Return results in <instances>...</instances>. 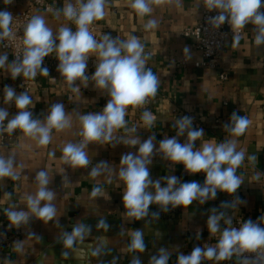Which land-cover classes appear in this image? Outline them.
I'll list each match as a JSON object with an SVG mask.
<instances>
[{
  "label": "crops",
  "instance_id": "obj_1",
  "mask_svg": "<svg viewBox=\"0 0 264 264\" xmlns=\"http://www.w3.org/2000/svg\"><path fill=\"white\" fill-rule=\"evenodd\" d=\"M29 1L0 0V11L20 12ZM48 2L50 11L37 8L34 17H43L53 35L62 27L71 29L63 9L69 3L79 4V0ZM130 4L131 0H105L103 19L92 22L100 29L97 42L105 35L118 42L135 36L144 47L145 70L150 69L159 83L155 96L147 97L140 105L127 106L125 126L114 129L110 140H85L82 135L81 117L103 113L111 99L109 90L99 88L93 79L97 68L85 71L87 79L78 78L70 86L58 70L60 62L54 61V49L43 59L42 67L48 69V75L38 71L30 79L29 89L24 90L22 81L26 77L21 74L13 79L15 61L9 51L0 48V56H7L0 67V109L8 112L0 124V142L4 141L0 143V158L12 160L17 177H0V264H133L137 258L141 264H151L152 257L159 258L161 249L168 254L167 264H178L180 254L189 255L196 247H216L223 231L230 229L231 223L226 221L240 217L264 228V43H255L258 26L249 22L241 28L238 42L227 40L216 68L197 67L195 63L204 60L193 39L183 36L182 31L199 21L206 0H148L151 12L144 16ZM149 21H155V27L146 30ZM222 73L225 79L220 78ZM6 87L17 95H29L31 104L26 110L41 125L47 124L51 107L62 104L68 126L62 130L53 128L47 145L19 128L9 132L8 121L20 110L14 99L6 100ZM145 112L155 117L151 127L142 119ZM234 113L249 121L239 136L225 127L234 126ZM184 116L199 125L194 127L192 123V127L204 130V135L194 142V151L208 142H235L236 151L244 153L235 172L241 179L239 188L234 193L217 189L215 197L209 194L203 203L196 198L188 206L169 204L167 210L153 202L145 217H128L123 201L126 184L119 174L121 158L128 153L141 155L140 144L150 137H154V148L147 167L152 181L159 180L161 187H167L164 178L176 176L174 189L191 182L205 186L204 172L192 173L160 150L164 139L175 137L181 144L188 142L187 132L177 135L176 123ZM133 139L138 141L136 145L128 143ZM68 144H83L89 164L73 165L64 153ZM101 162L107 167H101L99 175H91ZM41 171L47 174L49 183L45 187L53 193V199L41 201L39 206H54L51 220L40 218L28 205L29 197L35 198L40 189L37 175ZM95 189L98 191L94 193ZM146 191L155 194L156 189L149 185ZM7 211H23L27 220L13 224ZM221 213L219 230L211 233L208 218ZM101 220L107 228L100 226ZM78 225L85 226L83 238L77 237L71 247L66 246L65 234H71ZM137 230L143 234V252L129 250ZM200 264H222V260L202 257ZM238 264L250 263L242 260Z\"/></svg>",
  "mask_w": 264,
  "mask_h": 264
},
{
  "label": "clouds",
  "instance_id": "obj_2",
  "mask_svg": "<svg viewBox=\"0 0 264 264\" xmlns=\"http://www.w3.org/2000/svg\"><path fill=\"white\" fill-rule=\"evenodd\" d=\"M11 3V0H5ZM209 9L219 10V14L212 18V23L219 26L225 21L229 22L233 28L241 29L251 22L258 26V34L255 38L257 45L264 43V12L259 9L264 6V0H206ZM105 0H79V7H74L71 3L63 9L66 19L74 20L77 30L73 32L70 28L62 27L59 30L56 44L53 33L45 24L44 18L33 17L25 29V53L21 63L12 67L13 79L23 74L28 79H34L39 71L40 75L47 76L48 69L42 67L43 59L54 49L58 53L60 61L58 70L66 78L71 86L78 78L86 80L84 75L87 67L86 57L88 53L96 52L100 57V62L94 73L93 79L99 88H107L111 99L106 104L103 113L88 114L81 117L82 135L85 140H105L111 139L114 129L125 126L126 108L129 105H140L147 97L155 96L158 87V79L152 71L145 70L146 58L143 56L144 47L135 37L127 41L118 42L105 35L102 41L97 42L89 31V25L94 20L103 19ZM131 8L139 15L144 16L151 12L148 0H131ZM12 14L8 11H0V35L10 34V24ZM155 27V21H149L145 25L146 30ZM237 42L239 36L234 38ZM122 52L126 53L122 55ZM7 56H0V67H3ZM77 89L73 88V91ZM5 96L7 101L15 100L16 107L20 110L18 114L8 121L7 130L21 129L25 134L38 137L41 145H47L50 141V132L53 128L62 130L68 126V119L65 116L63 105L54 104L47 117V124L41 125L39 121L32 119L31 112L27 107L31 104V98L27 93L17 95L11 87H6ZM8 112L0 109V124L7 118ZM144 123L151 127L155 117L149 112H145L142 117ZM234 126L229 127L230 132L239 136L242 135L248 126L249 121L235 113L232 115ZM193 120L189 116L180 118L176 127L177 135L187 132L188 142L181 144L175 137L164 139L160 142V150L174 162L182 163L187 170L192 173L204 172L206 174V184L201 186L197 182L183 183L178 188H173L178 183L176 176L165 177L167 187H161L160 181H152L147 165L149 154L153 152L154 137L140 144L137 156L128 153L122 156L120 177L126 184V192L123 196L126 215L137 220L148 214L149 206L155 202L167 210V205L172 204L188 206L196 198L204 199L215 197L216 190L220 189L228 193H234L241 184V179L235 172L244 160V153L236 151L235 142H225L216 144L215 142L205 143L200 150L194 151V142L204 135L203 129L192 127ZM132 145L138 143L133 139L128 141ZM83 144H68L64 148V153L71 160L73 165L86 166L89 164L88 157L83 151ZM250 159H255L250 157ZM227 165V167H224ZM107 167L105 162L93 168L91 175H99V169ZM0 177H11L16 179L13 172V162L0 158ZM40 189L35 198L29 197L28 205L32 212L42 219L51 220L55 215V208L51 203H46L40 207L41 201H51L53 193L46 189L49 183L47 174L43 171L37 175ZM149 185L156 189L155 194L146 191ZM98 191V189L94 190ZM215 213V209L211 210ZM9 220L16 225L27 220V215L23 211H7ZM223 217L213 214L209 216L207 225L211 233L219 230V221ZM231 223V221H226ZM100 226L105 228L108 225L105 221H100ZM86 229L84 225H78L71 234H65V244L71 247L75 238H83ZM238 246V247H237ZM264 248V228L259 227L252 220H247L239 229L226 228L216 247L203 249L196 247L189 255L180 254L178 264H200L203 258L209 260H224L229 258L233 251H255ZM130 251L143 252L145 244L143 234L137 230L133 233ZM159 258L152 257L151 264H167L168 254L161 249ZM133 264H141L137 258Z\"/></svg>",
  "mask_w": 264,
  "mask_h": 264
},
{
  "label": "built area",
  "instance_id": "obj_3",
  "mask_svg": "<svg viewBox=\"0 0 264 264\" xmlns=\"http://www.w3.org/2000/svg\"><path fill=\"white\" fill-rule=\"evenodd\" d=\"M74 7H79V4L73 5ZM43 9L44 11H50L51 6L48 0H30L28 6L20 12H10L12 14V22L10 24V34L8 36H2L0 39V48L9 51L12 55L15 63L19 64L22 62L25 53V29L31 19L34 17L35 9ZM219 14V10L209 9L207 6L202 9L199 21L192 26L186 27L182 31V35L185 37H190L194 41V47L201 54L203 62L195 63V66H205L208 68H216L218 60L221 55V51L224 43L233 39L236 36L242 34V29H235L233 26L225 21L218 27L212 23V18ZM72 23L71 30L75 32L77 26L74 20H70ZM89 31L93 37L98 41L100 29L97 25H89ZM59 32L53 35L55 41L58 40ZM54 61L60 62L58 59V53L54 55ZM100 62L99 55L93 56L88 55L86 57L87 67L86 72L94 70L97 68ZM221 79H225V75L222 73L220 75ZM22 86L24 90H28L30 87V79L25 78L22 81ZM194 127H198L197 123H193ZM1 144L4 141L0 142ZM242 218L236 217L232 220L230 228L239 229L243 223H245ZM256 223V222H254ZM257 224V223H256ZM258 225V224H257ZM238 247V246H237ZM246 260L250 264H261L264 262V250L263 248H258L255 251H233L229 258L222 260V264H238L240 261Z\"/></svg>",
  "mask_w": 264,
  "mask_h": 264
},
{
  "label": "water",
  "instance_id": "obj_4",
  "mask_svg": "<svg viewBox=\"0 0 264 264\" xmlns=\"http://www.w3.org/2000/svg\"><path fill=\"white\" fill-rule=\"evenodd\" d=\"M259 10L264 12V6H262Z\"/></svg>",
  "mask_w": 264,
  "mask_h": 264
}]
</instances>
